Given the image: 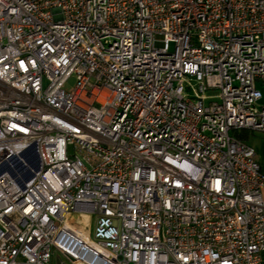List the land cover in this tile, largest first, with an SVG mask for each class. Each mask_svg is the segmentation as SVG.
<instances>
[{"label":"built area","instance_id":"built-area-1","mask_svg":"<svg viewBox=\"0 0 264 264\" xmlns=\"http://www.w3.org/2000/svg\"><path fill=\"white\" fill-rule=\"evenodd\" d=\"M257 80L264 0H0V264H262Z\"/></svg>","mask_w":264,"mask_h":264},{"label":"rangeland","instance_id":"rangeland-1","mask_svg":"<svg viewBox=\"0 0 264 264\" xmlns=\"http://www.w3.org/2000/svg\"><path fill=\"white\" fill-rule=\"evenodd\" d=\"M73 83H74V77L72 76L67 81L66 87H71L73 85ZM257 87L261 90L262 94H264V81L257 80ZM260 103L264 104V98L261 99ZM234 133L239 139H241L244 142H246L247 144L251 145L254 149H256L258 147L259 138L261 136L260 135L261 133L251 131V130H237ZM16 166H17V169H19L20 171L25 169L20 163H17ZM78 226H79L81 231H87L88 229L90 231L93 230V223L89 227L86 220L79 222ZM53 263H54V259H53Z\"/></svg>","mask_w":264,"mask_h":264},{"label":"bare ground","instance_id":"bare-ground-1","mask_svg":"<svg viewBox=\"0 0 264 264\" xmlns=\"http://www.w3.org/2000/svg\"><path fill=\"white\" fill-rule=\"evenodd\" d=\"M21 158L22 157H20L18 159L21 160ZM17 163H19V161H17L16 159H12V160L8 161V163L5 164V166H4V168H6L5 172L9 173L8 170H10L14 174H16V176L18 178H20V180L25 181L26 178L29 176V172L27 170L20 171L19 169H17V166H16ZM83 220L87 221V218L85 216H80L79 217V222H82Z\"/></svg>","mask_w":264,"mask_h":264},{"label":"crops","instance_id":"crops-1","mask_svg":"<svg viewBox=\"0 0 264 264\" xmlns=\"http://www.w3.org/2000/svg\"><path fill=\"white\" fill-rule=\"evenodd\" d=\"M258 147L255 149L256 160L264 168V134H260ZM262 264H264V251L261 253Z\"/></svg>","mask_w":264,"mask_h":264},{"label":"water","instance_id":"water-1","mask_svg":"<svg viewBox=\"0 0 264 264\" xmlns=\"http://www.w3.org/2000/svg\"><path fill=\"white\" fill-rule=\"evenodd\" d=\"M23 155H24V154L22 153V154H21V157H23ZM12 159H16V160L19 161V163H20V160L18 159V157L10 158L8 161H10V160H12ZM8 161H7L5 164H7ZM32 168H33V170H34L35 172L38 171L39 168H40V160H39L38 155H36L35 159L32 161ZM5 170H6V168L3 167V169H2L1 171H5ZM8 172H9L13 177L16 176V174H14L12 171L8 170ZM28 172H29V176L26 178L25 181H28L29 179H31V178L34 176V172H33V171H28ZM20 185H21L22 187L25 186L24 182H20Z\"/></svg>","mask_w":264,"mask_h":264}]
</instances>
